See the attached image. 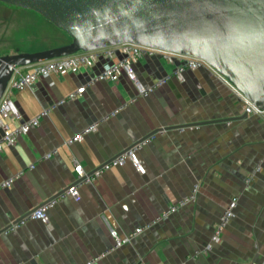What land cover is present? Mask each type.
I'll list each match as a JSON object with an SVG mask.
<instances>
[{
	"label": "crops",
	"instance_id": "0c3cea01",
	"mask_svg": "<svg viewBox=\"0 0 264 264\" xmlns=\"http://www.w3.org/2000/svg\"><path fill=\"white\" fill-rule=\"evenodd\" d=\"M121 58L104 57L93 68L40 80L15 96L20 119L7 121L11 129L83 89L0 154V185L24 171L0 189V264H85L113 246L112 232H134L196 185L194 201L96 264H264V168L256 173L264 159V118L247 114L243 95L208 68L187 71L184 81L171 77L147 97L125 76L91 84L105 64ZM178 64L145 57L135 69L150 85ZM124 104L83 141L68 144ZM141 142L137 155L145 174L130 161L102 169ZM74 160L88 173L103 170L80 189L81 199L59 200L47 224L30 220L6 232L75 182ZM234 197L238 206L222 241L200 254Z\"/></svg>",
	"mask_w": 264,
	"mask_h": 264
},
{
	"label": "water",
	"instance_id": "95a60500",
	"mask_svg": "<svg viewBox=\"0 0 264 264\" xmlns=\"http://www.w3.org/2000/svg\"><path fill=\"white\" fill-rule=\"evenodd\" d=\"M0 2L34 11L71 37L65 46L0 57V100L17 67L135 44L204 60L264 110V0Z\"/></svg>",
	"mask_w": 264,
	"mask_h": 264
},
{
	"label": "built area",
	"instance_id": "2783aa9c",
	"mask_svg": "<svg viewBox=\"0 0 264 264\" xmlns=\"http://www.w3.org/2000/svg\"><path fill=\"white\" fill-rule=\"evenodd\" d=\"M117 54H121L122 58L113 63L105 64L102 67L100 73H98L92 80L91 84H96L99 82H118L120 78L126 77V79L135 88L138 96L147 97L154 94L156 91L164 87L170 81L171 77H176L180 81H184L185 73L187 71H197L202 68H208L215 71L207 62L202 59L181 56L155 48L135 45V44H122L115 47H110L106 49H100L91 52H79L71 56L56 58L48 60L42 63L34 64L28 67H17L14 69L12 78L10 79L6 91L0 100V131H3V135L0 138V154L4 151L5 147L14 146L18 139L22 136L27 135L30 130L37 127L44 117L49 116V114L64 105L68 101H74L82 96L83 89L72 92L66 98L54 103L51 107L45 108L36 117L29 119L21 124H19L14 129H11L7 124L9 120H19V110L16 105L15 96L22 91L30 88L36 82L40 80H48L54 75L65 76L69 73L75 72L81 68H93L98 62H100L104 57L112 58ZM145 57H160L165 61L170 63L179 62L176 66L172 75L165 78L157 80L150 85H145L137 75L135 64ZM216 72V71H215ZM245 101V112L249 115L259 116L264 118V110L258 109L252 103H250L244 96ZM127 107L124 104L111 112L110 114L104 116L97 123L85 128L82 132L74 136L68 141V144H73L76 142H81L84 140L85 136L95 132L100 124L109 121L111 118L117 116L122 110ZM146 142H141L136 144L123 154L116 157L110 164L102 167L103 170H107L111 166H124L128 161H130L134 167L141 174H145L146 170L141 165L138 159V151L143 148ZM53 154H48L44 157L45 160H49ZM76 180L59 194L56 198H53L43 204L40 208L33 211L26 218L20 222L12 224L6 232L14 231L18 229L22 224L30 220L40 221L44 224L49 223V211L58 203L59 200L66 199L68 197L74 198L75 200H80V189L87 184L94 183L102 173V169L97 170L93 173H88L79 164L77 160H74ZM35 165L30 166V170H33ZM264 168V159L261 164L257 166L256 173H260ZM24 171L18 173L16 176L9 178L0 185V189H5L10 187L17 178L21 177ZM255 175H250L247 179V184L253 181ZM199 185L193 188V191L189 196L184 198L177 206L171 207L169 210L159 214L152 220L148 221L145 225L137 228L134 232L121 237L112 232L114 238L113 246L97 256L89 260L85 264H96L98 261L107 257L111 253L120 249L122 246L131 243L134 239L142 235L145 231L151 230L153 227L159 225L162 222L167 221L172 214L177 212L181 207L187 206L192 201L195 200L198 194ZM238 206V197H234L227 208L221 215L220 221L215 228L214 234L211 238V242L206 246V248L199 252L200 254H208L213 250L214 245L219 244L222 241L223 234L230 223V221L235 217V211ZM259 264V263H252Z\"/></svg>",
	"mask_w": 264,
	"mask_h": 264
},
{
	"label": "rangeland",
	"instance_id": "374dc122",
	"mask_svg": "<svg viewBox=\"0 0 264 264\" xmlns=\"http://www.w3.org/2000/svg\"><path fill=\"white\" fill-rule=\"evenodd\" d=\"M0 57L35 53L65 46L71 37L40 14L2 3Z\"/></svg>",
	"mask_w": 264,
	"mask_h": 264
},
{
	"label": "clouds",
	"instance_id": "9594fccd",
	"mask_svg": "<svg viewBox=\"0 0 264 264\" xmlns=\"http://www.w3.org/2000/svg\"><path fill=\"white\" fill-rule=\"evenodd\" d=\"M76 32H77V34H79L80 30L79 29H76Z\"/></svg>",
	"mask_w": 264,
	"mask_h": 264
}]
</instances>
